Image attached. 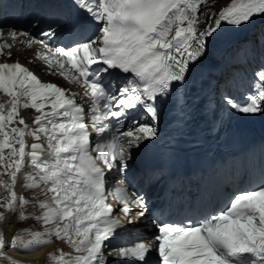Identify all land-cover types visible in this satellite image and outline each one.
<instances>
[{"label": "snow or ice", "instance_id": "1", "mask_svg": "<svg viewBox=\"0 0 264 264\" xmlns=\"http://www.w3.org/2000/svg\"><path fill=\"white\" fill-rule=\"evenodd\" d=\"M207 3L76 0V7L100 29L97 36L68 48L53 49L26 31L12 29L8 33L13 40L29 37V48L40 43L46 51L37 53V59L55 70L49 74L82 84L83 95L91 101L88 110L93 115L89 122L103 140L93 143L85 106L77 103L74 94H66L67 89L57 84L41 82L19 62H0V93L10 98L6 112L5 104L0 103V168L4 169L0 176H9L15 184L27 158L36 175H26V187L37 188L42 183L51 193L47 201L39 203L45 211L36 218L53 226L43 233H32L33 238L26 242L16 235L6 244L0 233V259L25 264L8 257L5 248L27 255L41 250L55 237L81 254L68 261L64 257L70 254L61 250L59 256L51 257L58 264H151L149 254L153 250L158 253L159 264H264V187L235 195L225 210L195 224L157 222L155 249L143 241L132 245L111 243L127 226H135L150 215L152 209L142 196H130L120 187L114 194L121 205V215H116L117 210L107 202V173L126 171L132 150L147 149L157 140L158 109L169 101L176 106L187 105L186 96L182 97L179 90L194 80L213 45L227 31H237L255 23V17H264V0H232L218 13L201 12V5ZM3 35L0 28V37ZM42 35L55 37L57 32L50 26ZM11 47L0 44V55L10 58L11 52L4 50ZM69 69L72 71L66 76ZM255 78L260 88L247 97L245 104H237L231 96H224L223 102L245 115L264 113V65ZM21 107L39 114L32 121L35 128L21 117ZM101 107L106 110L101 112ZM145 114L150 116L148 122L143 119ZM122 118L131 126L104 137L110 131L109 123L119 124ZM26 136L36 142L29 146ZM42 136L47 137V148L39 142ZM45 151L47 160L42 159ZM0 187L9 194L0 198V219L4 211L15 212L29 203L18 198L2 179ZM26 218L21 211L19 219Z\"/></svg>", "mask_w": 264, "mask_h": 264}, {"label": "bare ground", "instance_id": "2", "mask_svg": "<svg viewBox=\"0 0 264 264\" xmlns=\"http://www.w3.org/2000/svg\"><path fill=\"white\" fill-rule=\"evenodd\" d=\"M231 2L232 0H208L207 4L212 5V7H210L209 9L207 7L206 12L218 13L224 7L229 6ZM204 6H207V5L202 4L200 7V11L202 10V8L204 9ZM239 35H240L239 31H237L235 33V36H239ZM250 42L253 43V46L250 50L251 55L256 56L258 53L264 52V24H261V26L257 30L256 37L252 38ZM238 45L239 44L234 45L228 55V60L230 61L231 65L239 64L240 49ZM22 56L24 57L25 53H23ZM28 57L33 59V67L37 70V72H39V74L42 77L54 78L57 81L60 80L59 78L57 79L55 75L49 74V71L46 70L39 61H36L33 55L29 54ZM243 79L245 80V84L248 88L250 87L254 89L257 86V83L253 81V79L248 78L246 76H244ZM63 80H66V79L63 77ZM236 83H237V86H240L241 80L238 79ZM74 85L76 86V88L81 87V84L74 83ZM35 114L36 113L34 111L29 110L28 108L27 109L23 107L20 108V115L21 117L25 118L30 128L36 127V125L32 123L33 119L35 118ZM96 135L98 136L97 138L101 137V135L98 133H96ZM107 135H108V132L104 134V137H106ZM25 141L29 146L32 143L36 142L31 136H26ZM39 142L44 145V142H45L44 136H42ZM28 150L29 149H26V151ZM45 153L43 154V157L45 156ZM5 155L7 156V150H5ZM43 157L42 159H45V157L44 158ZM3 171L4 169L0 168V172H3ZM114 172L117 173L115 170ZM26 175H34V176L36 175V170L31 167V165L28 163L27 158L25 159V167L20 172L17 173V179H16L15 184L11 183L9 176L7 175L0 176V179L8 182V187H11L12 190L17 193L18 198L26 199L30 203V205L26 204V205H23L22 207H18L15 212L4 211V218L0 219V233L4 235L6 244L10 242L13 236H16V235L22 236V233L25 231L23 232H20V231L23 230V228L30 226L32 224V221H34L36 218L34 217V220L33 218H30L32 217L31 214L36 211L44 212L45 210L39 207V203L47 201L49 197L51 196V193L47 191V186H44V184L42 183L40 184V187H37V188L26 187V184H27ZM121 181H122V178L120 177L119 184ZM7 195L9 194L6 191V189L4 187H0V198H3ZM17 205L18 206L20 205L19 199L17 201ZM0 211H3V210H0ZM21 211H23L24 216L27 217L26 219H23V220L19 219ZM36 221L38 222L35 223V227H36L35 229L38 231H42L41 233L45 232L46 229L50 230L53 227L52 225H44L43 221L38 220L37 218H36ZM32 238H33L32 236H27V235L22 237V239L25 242ZM61 250H63V253H67V251H70L69 244L65 240H58L55 237H52L51 243L47 244L39 251L31 252V254L25 255V254L13 251L8 248H5V254L14 260L23 261L25 262V264H58V261L55 259H52L51 257L53 255L59 256L61 253ZM64 258L66 260V256ZM0 264H9V261L0 259Z\"/></svg>", "mask_w": 264, "mask_h": 264}, {"label": "rangeland", "instance_id": "3", "mask_svg": "<svg viewBox=\"0 0 264 264\" xmlns=\"http://www.w3.org/2000/svg\"><path fill=\"white\" fill-rule=\"evenodd\" d=\"M208 7V9L210 8V7H212V5H208L207 4V6H204V9H202V12H206V8ZM242 49H241V53H240V56H241V62H242V64L243 65H237V66H239L238 67V69H239V71H236L237 73H242L243 72V70H247V69H249V65H252L253 63H255V57L254 56H252L251 55V53H250V49H249V47H245V46H243V47H241ZM250 53V54H249ZM252 58V59H251ZM237 69V70H238ZM251 69V68H250ZM235 73V72H234ZM232 78H233V76H232ZM231 78V79H232ZM28 205H30V203H28ZM43 212V211H42ZM42 212H33L32 214H31V216L32 217H30V218H33V220H34V217H39L40 215H42ZM38 221H36V218H35V220L34 221H32V224L30 225V226H28V227H25V228H23V230H21L20 232H23V231H25V232H23L22 233V236L21 237H23V236H25V235H27V236H32V233H34V232H37L38 230H36L35 228V223H37ZM44 229V228H43ZM38 232H42V231H38Z\"/></svg>", "mask_w": 264, "mask_h": 264}]
</instances>
